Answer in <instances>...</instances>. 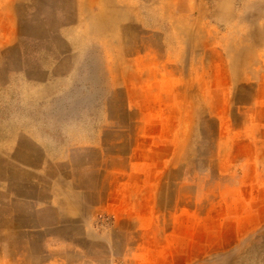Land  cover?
<instances>
[{
  "label": "rangeland",
  "instance_id": "obj_1",
  "mask_svg": "<svg viewBox=\"0 0 264 264\" xmlns=\"http://www.w3.org/2000/svg\"><path fill=\"white\" fill-rule=\"evenodd\" d=\"M0 264H264V0H0Z\"/></svg>",
  "mask_w": 264,
  "mask_h": 264
},
{
  "label": "crops",
  "instance_id": "obj_2",
  "mask_svg": "<svg viewBox=\"0 0 264 264\" xmlns=\"http://www.w3.org/2000/svg\"><path fill=\"white\" fill-rule=\"evenodd\" d=\"M117 78H118V76H117ZM51 154H52V151H51ZM52 159H53V158L51 157V161H52ZM71 208H73V207H72L71 205H69V206H68V211H71V210H72Z\"/></svg>",
  "mask_w": 264,
  "mask_h": 264
}]
</instances>
